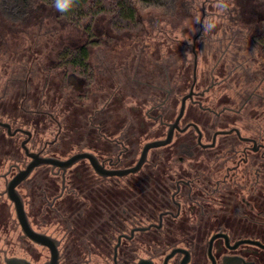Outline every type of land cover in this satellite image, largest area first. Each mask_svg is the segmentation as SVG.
<instances>
[{"label": "flooded vegetation", "instance_id": "flooded-vegetation-1", "mask_svg": "<svg viewBox=\"0 0 264 264\" xmlns=\"http://www.w3.org/2000/svg\"><path fill=\"white\" fill-rule=\"evenodd\" d=\"M201 30L193 41L173 43L164 55L158 52L155 60L147 42L129 41L118 43L112 59L102 58L96 63L90 43H84L89 49L85 73L62 65L58 58L72 88L68 98L57 89L53 96H31L27 82L29 75H37L32 69H28L26 78L17 72L11 78L12 89L6 85L0 95L4 100L0 122L8 124H0V166L10 162L5 171H0L6 188V183L31 160L23 147L25 139L30 151L43 156L65 160L88 152L106 170L135 165L147 142L168 137L183 96L192 90L171 141L150 148L139 171L104 176L96 172L87 157L65 173L50 164L34 169L37 172L45 167L35 177L44 210H57L73 185L87 186V177L97 176L102 192L118 199L123 185L134 186L135 177L144 176L150 187L154 172L157 174V183L161 191L170 193L171 204L154 214L124 207L118 226L105 234L111 242L108 248L97 249L105 257L101 264H141L142 259L148 260L144 264H264L262 246L250 242L234 246L244 239L264 244V230L251 235L233 233L215 228L213 218L201 216L203 205L231 199L226 198L227 194H243L263 176L262 48L256 42L238 41L245 38L243 33L225 28L222 38L207 40ZM21 68L24 70V64ZM71 113L77 114L76 122L60 117ZM47 133L51 137H44ZM29 177L18 185V190ZM3 195H7L5 189L0 191ZM106 209L103 205H85L82 215L91 220L92 216L104 215ZM111 209L107 210L117 213ZM28 218L34 229L45 232ZM169 219L176 223L170 226ZM148 225L145 230L135 229ZM103 238L104 233L100 240ZM169 240L173 243H163ZM93 253L90 249L85 252L87 258L82 263L91 264ZM61 259L60 251V264Z\"/></svg>", "mask_w": 264, "mask_h": 264}, {"label": "rangeland", "instance_id": "rangeland-1", "mask_svg": "<svg viewBox=\"0 0 264 264\" xmlns=\"http://www.w3.org/2000/svg\"><path fill=\"white\" fill-rule=\"evenodd\" d=\"M229 3L230 8L224 14L217 13L215 0H174L168 6L160 7L138 3L135 26L120 29L114 23L113 15L101 14L93 22V34H88L83 25L71 23L62 17L53 5L43 1L36 2L22 19L0 6V95L6 85L9 90L12 89L10 80L17 72L19 76L24 74L26 78L28 69H32V72L37 71V75H29L27 83L31 96L35 94L48 97L49 93L53 96V91L57 89L68 98L67 94L72 88L62 74L64 66L58 63V54L65 47L73 48L90 43L91 57L97 63L102 58L112 59L115 56L113 49H117L119 42L141 41L150 45L152 58L155 60L158 58V52L161 51V55L166 54L169 45L193 41L201 30V24L196 22V18L203 20L209 16L215 18L217 27L207 33L202 28L201 31L207 40L222 38L223 29L234 21H238L244 28V36L258 35L261 31L260 19L264 18V0H229ZM21 64H24V70ZM68 73L69 71L66 75ZM3 101L0 98V116ZM30 101L32 103L33 99ZM60 117L67 122H76L77 114H60ZM44 137L51 135L47 133ZM9 164L10 162H3L0 171H5ZM37 174L36 171L33 172L26 183L19 186V190L25 199L30 220L36 222L34 226L61 239V264H66L65 257L68 254H64V251L70 238L67 236L65 225L50 218L45 213L46 210L41 208V191L34 179ZM123 188L127 190L125 185ZM4 189L5 180L0 178V191ZM90 248H93L94 252L90 258L91 264H101L105 257L98 254L97 245L90 244ZM4 255L24 256L33 264H43L50 256L48 248L34 244L23 236L14 204L7 195L0 196V264H5ZM84 257L87 258L85 252ZM73 264L83 263L75 261Z\"/></svg>", "mask_w": 264, "mask_h": 264}, {"label": "trees", "instance_id": "trees-1", "mask_svg": "<svg viewBox=\"0 0 264 264\" xmlns=\"http://www.w3.org/2000/svg\"><path fill=\"white\" fill-rule=\"evenodd\" d=\"M41 1L53 5V0H0V6L19 18L29 13V10ZM174 0H76L75 6L67 13H60L68 21L75 25H83L88 34H93V22L101 14L113 15L114 23L120 29L132 28L137 24V4L145 6H168ZM22 16V17H21ZM261 31L258 35H247L238 41L256 42L261 45L264 57V19L261 20ZM231 32L244 35V28L238 21H234L232 25L227 26ZM58 58L62 65H67L74 71L85 73L89 68V49L88 44H82L77 47H65L59 52ZM11 81V80H10ZM11 86L13 81L10 82ZM172 84L175 83L171 81ZM20 84V83H19ZM23 84V83H22ZM23 88V85H22ZM25 88V87H24ZM40 167L38 171L44 170ZM159 177L154 172L152 183L147 186L144 176L135 177L133 185L127 190L122 187L118 199H110L108 194H104L100 189L99 178L96 176L87 177V186L73 185L71 192L64 196L62 202L57 205V210L45 209V213L50 218L56 219L59 223L65 225L69 244L66 246L64 254H68L66 264L78 263L84 259V252L90 248V244H96L97 248H108L110 241H107L105 234L108 230L117 227L118 219L123 218V209L130 208L136 212L148 211L152 214L157 213L165 205L171 204L170 193L161 191V184L157 183ZM35 179V178H34ZM58 180V179H57ZM73 180V179H72ZM247 192L243 194H227L231 199H218L215 202L206 196L207 201H212L211 205H203L201 216L213 218L215 228H224L243 235L255 234L264 230V173L258 184L247 188ZM87 190V191H86ZM86 199V201H83ZM85 205H103L112 208L117 213L106 209L104 215L91 217L89 220L84 218L82 211ZM114 205V206H113ZM119 212V213H118ZM116 221V222H115ZM170 226L176 221L169 219ZM61 223V224H62ZM172 223V224H171ZM91 224V225H90ZM176 226V225H175ZM153 232L161 233V231L153 230ZM104 233L103 241L100 240ZM164 244H172L171 240L163 242ZM101 246L103 248H101ZM85 247V248H84ZM75 249V250H74ZM79 252H78V251Z\"/></svg>", "mask_w": 264, "mask_h": 264}, {"label": "water", "instance_id": "water-1", "mask_svg": "<svg viewBox=\"0 0 264 264\" xmlns=\"http://www.w3.org/2000/svg\"><path fill=\"white\" fill-rule=\"evenodd\" d=\"M206 2V1H204ZM204 2H203V9H204ZM204 15V13H203ZM202 27V25H201ZM192 90L185 94L182 98L181 102V109L180 112L176 118V121L171 124V128L168 134V137L165 139H158V140H153L150 142H147L143 148V151L141 153L140 158L138 159L137 163L129 168L126 169H116V170H106L97 160L96 156L92 153L88 152H82V153H76L69 157L68 159L62 160L56 157H51V156H43L38 152H33L30 151L28 146L26 145V142L28 139H25L23 142V147L26 151V154L31 157V160L27 163V165L24 168H21L7 183H6V188L5 192L8 196V198L14 203V208L16 212L17 219L21 225V229L24 233L25 236L29 237L32 241L47 246L50 250V258L45 261L43 264H60V239L45 233V232H40L37 231L36 229L33 228L31 222L29 221L27 211L25 209V204H24V199L18 190V185L26 180L31 173L34 171V169L40 165L43 164H50L53 166H58L61 168L64 173L67 170V168L73 166L76 162H78L82 158H89L91 164L93 165L94 169L96 170L97 173L102 174L104 176L106 175H119L123 176L126 174H129L130 172H137L140 170L142 165L147 159V154L150 148L160 146L167 144L168 142L171 141L172 139V134L174 127L178 125V122L181 118V116L184 113L185 106H186V101L189 97H192ZM0 124L8 125L5 122H0ZM25 132L30 134V131ZM151 225L148 226H141V227H136L135 229H141L145 230L148 229ZM132 232H134V230ZM218 234H215L213 236L216 237ZM241 242H250V243H255L264 248V244H262L258 240H253V239H244L240 240L235 243L234 246L238 245ZM148 260L142 259L141 264H144ZM5 264H33L30 260L24 257H18V256H10L5 258Z\"/></svg>", "mask_w": 264, "mask_h": 264}, {"label": "clouds", "instance_id": "clouds-1", "mask_svg": "<svg viewBox=\"0 0 264 264\" xmlns=\"http://www.w3.org/2000/svg\"><path fill=\"white\" fill-rule=\"evenodd\" d=\"M76 0H53V6L59 13H67L75 6ZM214 7L217 13L224 14L230 8L229 0H215ZM196 22L202 25L204 32H212L216 27V20L214 17H206L203 20L200 17L196 18Z\"/></svg>", "mask_w": 264, "mask_h": 264}]
</instances>
